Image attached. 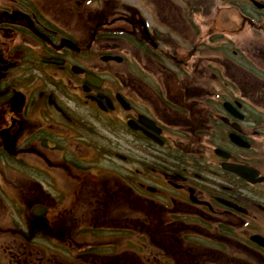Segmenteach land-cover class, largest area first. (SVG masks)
<instances>
[{"label": "flooded vegetation", "instance_id": "1", "mask_svg": "<svg viewBox=\"0 0 264 264\" xmlns=\"http://www.w3.org/2000/svg\"><path fill=\"white\" fill-rule=\"evenodd\" d=\"M51 1L0 0V264H264V0Z\"/></svg>", "mask_w": 264, "mask_h": 264}, {"label": "rangeland", "instance_id": "2", "mask_svg": "<svg viewBox=\"0 0 264 264\" xmlns=\"http://www.w3.org/2000/svg\"><path fill=\"white\" fill-rule=\"evenodd\" d=\"M124 2H127V3H130L134 6H136L138 9L142 10L141 8V0H122ZM44 3H46V5L50 8L52 7V1L51 0H43ZM216 4H219V1L216 2ZM214 6H215V3H214ZM149 257L151 258L150 261H149V264H152V261L153 260V256L152 255H149Z\"/></svg>", "mask_w": 264, "mask_h": 264}]
</instances>
